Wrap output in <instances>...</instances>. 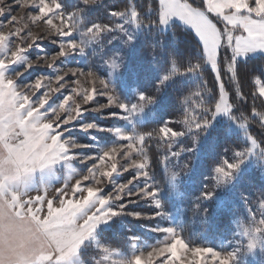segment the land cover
<instances>
[{
	"label": "snow or ice",
	"instance_id": "1",
	"mask_svg": "<svg viewBox=\"0 0 264 264\" xmlns=\"http://www.w3.org/2000/svg\"><path fill=\"white\" fill-rule=\"evenodd\" d=\"M15 3L36 10L31 20L34 23L43 21L56 33L58 39L52 43L58 44V50L51 56L52 63L47 67L53 74H40L34 82L27 84L28 88L36 90V94L41 89L44 91L41 95H35V99L29 98L19 91L23 82L18 81L30 69L35 71L38 66L29 58V50L39 47V38L31 31L25 32L27 26L16 27L7 33L0 31V97L10 102L6 109L0 106V129L5 124L18 125V135L25 138L12 151L0 148V264H69L70 259L79 254L86 242H94L99 249L96 253L99 258L92 259L91 264H185L186 258L182 253L191 254V260L187 264H234L236 250L222 251L211 246H192L175 227L157 225L153 231L165 234L166 238L155 246H150L151 251L147 252L136 249L133 243L130 257L124 256L112 245L96 240V234L100 225H106L113 217L120 215L143 220L166 217L168 214L160 199V182L154 177L150 163L152 142L156 141L157 146L164 149L159 161L165 168L167 183L175 190L178 178L191 170L195 148L218 115L226 116L242 131L244 143L237 144L236 148L225 149L226 153L231 152V156H221L219 162L214 164L210 176L215 182L214 186L209 188L206 184L205 190L196 199H212L216 189L231 183L241 166L250 158L256 157L264 167V142L258 141L248 131L251 118L258 117L264 123V112L257 111L253 106L251 117H246L243 113L239 116L234 114V104L230 102L221 79L219 61L221 49H230L231 56L226 58L227 71L232 74L236 98L244 100L237 68L243 66L242 58L254 53H264V0H201L199 6H194L190 0H158L157 6L149 5L146 12L133 5L122 11L106 10L108 16L114 18L108 23L89 20L87 17L88 9L97 5L98 0H80L82 6L77 7L71 16L65 14L60 0H15ZM12 12V5L6 0H0V17L7 13V24L10 25L18 22L17 16L12 15ZM174 19L190 27L198 39L200 50L196 62L188 60L186 65H181L175 58L170 59L160 70V78L152 88L146 91L134 89L135 99H126L117 94L110 85L114 76L119 75L124 68L125 60L120 49H105L113 40L120 41L124 47L130 46L135 41L136 32L140 30H148L155 37L157 33L171 27ZM6 26L0 21V29ZM13 41L27 42L13 46ZM89 47L94 49L91 56L98 55L99 66L107 70V79L97 72L96 66L89 63L86 67L70 68L68 72L57 67V61L64 63L65 58L77 52L84 54ZM13 65L16 67H12ZM208 67L215 73L218 98L202 78ZM10 72L18 79H12ZM69 77L72 79H68ZM177 77L198 78L195 83L196 91L193 93L200 98L197 104L198 114H193L190 97L182 93L176 97V104L182 112L181 120H165L150 130L138 125H133L131 130L116 126L104 129L95 121L82 120L85 112L100 113L102 116L105 109L112 108L119 109L120 113L113 111L110 115L116 114L129 120L133 114L143 113L155 105L164 88ZM80 78L91 87H84ZM53 81L56 84L54 88L51 87ZM256 82H260L259 78ZM97 83L100 85L99 89L96 88ZM70 84L76 86L70 88V94L64 95L59 103H49L53 96ZM50 92L53 94L49 95ZM258 93L259 97L264 98V86L258 89ZM77 96L83 101L82 104L77 102ZM97 96L106 97L107 103L97 102L95 107H84ZM253 97L255 99V94ZM11 105L19 110H14ZM20 105L25 106L19 107ZM34 105L40 106L36 112H33ZM52 113L55 114V124L45 123L43 131H34L43 121L42 114ZM25 117L30 118L27 123L24 122ZM74 122H79L83 131H107L116 139L112 145L102 149L99 156L77 157L73 150L88 146L77 142L69 143L65 139V132L70 136L69 129ZM175 123L182 124V129L175 130ZM41 136L45 138V143L33 150ZM184 137L190 138V144L180 142ZM182 153L192 155L187 163L181 165ZM76 158L86 164V174L74 173L80 179L71 187L72 198H61L59 206H54L53 200L47 199V185L35 188L29 186V181L38 170L43 171L62 160ZM88 161L92 162L90 167L87 165ZM172 166H178L180 171H170ZM122 173L130 175L119 182L118 178ZM72 176L64 182L65 188ZM41 189L44 195L23 199L28 192L39 193ZM59 191L66 195L63 189ZM141 201L146 202L153 210H128V204ZM259 207L262 210L259 220L252 209H248L250 223L238 225L239 235L247 238L249 251L264 239V199L259 202ZM196 208L199 210V203ZM204 212L207 214V209ZM131 239L137 241L138 237L133 236Z\"/></svg>",
	"mask_w": 264,
	"mask_h": 264
},
{
	"label": "rangeland",
	"instance_id": "2",
	"mask_svg": "<svg viewBox=\"0 0 264 264\" xmlns=\"http://www.w3.org/2000/svg\"><path fill=\"white\" fill-rule=\"evenodd\" d=\"M66 1V0H65ZM70 5H72V8L65 9L63 6V10L67 16H71L73 11L77 7H81L80 0H68ZM7 3H10L13 7L12 15H16L18 18V22L14 25L7 24L8 14L4 17H0V21H3L7 26L3 29H0V31L8 32L14 30L16 27L25 28V32L31 31L34 36H37L39 39L37 40V44L39 47H34L33 49L29 50V58L33 60V62L38 65L35 71L29 70V72L25 73L24 76L21 78L19 82H23L21 86L19 87V91L21 93L26 94L29 98L35 99V95H41L44 89H41L40 92H37L35 89H31L27 87L28 83L34 82L36 77L40 74L45 75H52V70L47 68L49 64L52 63L51 56L55 54V52L58 50V44H53V40H57L58 38L55 36L56 33L49 28L48 25L44 24L43 21L34 23L31 20V16L36 14V10L31 7H21L18 6L15 3V0H6ZM68 3V2H67ZM215 20V17H213ZM179 22L182 23L178 19H174L172 22ZM57 24L59 21L56 22ZM184 25V24H183ZM190 28V27H189ZM77 35V34H74ZM77 39H79V36L77 35ZM107 39V37H106ZM27 41H13V46L15 44L20 43H26ZM115 47L113 42L112 45H109L105 51H108L109 49ZM115 48L120 49L121 55H123L125 60V66L122 70H120L119 75L114 76L113 82L110 85V87L114 88L116 93L122 96L126 99H135L134 96V89H138L140 91H146L152 87L153 79L160 78V75H156L155 71H147L142 70L139 71L138 67L141 64H137L138 66H131L129 64V56L131 54V47L127 46L124 47L121 43H118ZM42 49V50H41ZM93 48L89 47L86 48V51L84 54L73 53L69 57L65 58L64 63H60L57 61V67L64 68L65 72H68L69 69H78L79 67H86L87 64H91L96 66L97 72L106 76V69L103 67H100V58L98 55L91 56V53L93 52ZM47 54V55H45ZM264 55V53H260ZM256 55L250 54L249 56ZM247 56V57H249ZM246 58V57H245ZM244 59V58H242ZM12 67H16L13 65ZM142 69L143 66H141ZM148 68V67H147ZM23 71V69H21ZM64 73H61L63 75ZM215 74V73H214ZM10 76H12V79H18L17 76L13 75L11 72L9 73ZM72 79V78H68ZM82 85L84 87H91L88 83L84 81L83 78H80ZM70 83V82H69ZM51 87H56L55 82L53 81L51 84ZM76 87L75 85H66L65 89H62L60 93H57L55 96L52 97V99L49 101L50 104H52L54 101L56 103H59L60 100L63 99L64 95L70 94V88ZM262 87L261 85L258 86V89ZM96 88L99 89L100 85L97 83ZM53 93H49V95H52ZM77 102L83 103V101H80V97H76ZM107 103V98L102 96L95 97V100L91 102L89 105H85L84 107H95L96 103ZM10 102H8L4 97H0V106H3L5 109L9 107ZM14 110L18 111L19 108L15 105H11ZM25 105H20L19 107H24ZM40 106L34 105L33 112H36ZM47 107V106H46ZM160 107H157V103L153 106H150L148 109H146L143 113H136L133 114V116L129 120H125L121 118L120 116L116 114L110 115L111 112L120 113L119 109L112 108V109H105L103 111V114L101 116L100 113H92V112H85L82 115L83 121H95L98 125H100L101 128L107 129L112 128L113 126L120 127L122 129L131 130L133 125H137L139 123H146L149 121H155L158 119L160 114ZM43 111V110H42ZM43 115V121L39 123L34 129L37 133L40 131H43V125L45 123H51L55 124L56 118L55 114H42ZM7 117V112H5V118ZM63 118V117H62ZM217 118H224L225 120H228V118L224 115H218ZM29 117H25V123L29 120ZM230 125L234 128V130H240L234 123L231 121ZM137 123V124H136ZM150 130V129H149ZM19 126L12 124H5L2 129H0V148H3L5 151H12L16 148V146L20 143H22V139L19 134ZM55 131V129H53ZM69 133L65 132V139L70 140L72 142H77L82 145H87V148L84 149H75L73 150L75 152V155L77 157L80 156H99L101 153V150L112 145L113 141L116 139V137L107 131H98V130H89V131H83L81 129L79 122H74L73 126L69 129ZM154 142V141H153ZM153 142L150 149V155L153 157V162L151 163V166L154 168L153 175L154 177L160 182L161 191H160V199L163 202L164 210L167 212V216L164 218L157 217L155 220H143V219H135L132 216L127 215H120L113 217L112 220L108 222L106 225H100L97 229L96 234V240L101 241L98 239V235H100L103 230L106 228L111 227V223L119 222V224L122 226V228H117L115 233H120V237L122 238L123 243L125 244V247L123 250H119L124 256L130 257L133 253V243H135L136 249H142L145 252L151 251L150 246H155L159 241L164 240L165 234L159 233L156 231H153V229L157 226H163V227H175L177 231L182 235L184 240L189 243L192 246H211L213 248H216L218 250L222 251H229L231 247L237 246V248L241 249L242 251L239 252L238 256L236 255V260L234 261V264H241L239 262H242L241 260L247 258L248 256H255L258 259H262L264 262V256H259L262 252L260 251V246L263 245L264 239H261V241L257 244L256 248L252 251H249L247 248V238L240 236L239 240H234L233 236H230L226 231H209L206 229L208 226H213L215 223H209V220L213 218L214 213L220 210H224L225 208L229 207L231 203L236 204V202L240 201L241 198H244L243 192H241V189H246V193L250 192L249 190L251 187L248 185L247 176H251L252 178H258L261 179L264 177V167L261 166V164L258 162L256 157L250 158L249 161H247L244 165L241 166V169L236 174L235 178L231 181V183L227 184L224 187L217 188L215 195L210 200H203L205 203V206H208L207 208V214H205L204 210H201L197 218L198 220L203 219V223L197 224V221L191 220L190 222L186 221L183 215L182 210V197L184 194L182 192L187 189L186 187H190L191 189H194L197 187L196 185V177L198 164L200 158L203 157V153L205 152V149L203 145L199 142L198 146L195 148V154H194V160L191 166V170L188 171L186 174L181 175L178 178V182L176 183L175 190L172 188V185L167 183V177L165 175V168L160 163V159H162V154L164 149L159 147H153ZM45 143V138L43 136L40 137V139L36 142V144L33 146V150L36 147H40L41 144ZM182 143V142H181ZM188 143V142H187ZM190 144V143H188ZM48 145H51V141L48 142ZM175 150V149H174ZM191 153H182L180 157V164L187 163L191 159ZM91 161L87 162V165L91 166ZM98 163V161H97ZM173 165H175V161H173ZM170 171L178 172L180 171V168L178 166H172L170 168ZM74 173H83L86 174V164L82 162L79 158L71 159L67 161H60L56 165L47 168L43 171H37L33 174L31 180L29 181L30 187H41V186H48L47 189V199L53 200L54 206L60 205V199L63 198L65 200L72 198L71 194V187L75 184L77 179H80L79 175H75ZM70 175L72 176V179L68 180V187L65 188V181L68 179ZM130 173H122L121 177L118 178L119 182H123L125 179L129 177ZM87 183V182H85ZM215 183V182H214ZM214 183L212 184V187L214 186ZM198 187L200 188L199 184ZM110 188V186H109ZM202 188V186H201ZM240 188V192H239ZM63 189L65 194H62L59 190ZM44 195L43 189L39 193L32 191L28 192L26 195L23 196V199L27 200L29 198L35 197L37 195ZM79 193L77 194V198H79ZM260 200L257 202H252L253 208H255L258 211V214H261V209L259 207V202L264 199V190L260 194ZM128 210L131 211H145L150 212L153 209L149 207V205L146 202H139V203H130L128 204ZM45 212H46V205H45ZM261 216V215H260ZM190 217V216H189ZM194 218V216H191V219ZM196 218V217H195ZM258 220V219H257ZM190 221V218H189ZM208 221V224H207ZM243 223L248 224L250 223V217H246V220L243 221ZM207 224V225H206ZM206 225V226H205ZM239 223L237 224L238 228ZM119 230V231H118ZM239 230V228H238ZM138 237L137 241H133L131 237ZM89 246V247H88ZM89 248L98 251L99 249L96 247L95 243H89L86 242L85 246H83L80 249V252L77 256H74L70 259L69 264H91L92 259H98L99 257H91L89 260V263L83 261L81 257V251ZM114 247V246H113ZM115 248V247H114ZM182 255L185 256V264H187L188 261L191 260V254L190 253H182ZM244 262V261H243Z\"/></svg>",
	"mask_w": 264,
	"mask_h": 264
},
{
	"label": "trees",
	"instance_id": "3",
	"mask_svg": "<svg viewBox=\"0 0 264 264\" xmlns=\"http://www.w3.org/2000/svg\"><path fill=\"white\" fill-rule=\"evenodd\" d=\"M60 2L63 3L65 9L73 7L68 0H60ZM98 2L97 5H93L88 9L87 17L89 20L108 23L114 18L108 16L106 10L122 11L129 5H133L138 10L146 12L149 5L156 7L158 0H98ZM190 2L193 3L194 6H199L201 4V0H190ZM145 19H147V17H145ZM218 26L221 28L223 27L222 24H218ZM108 38L110 37H107V39ZM157 41L162 43H157ZM112 42L115 47L120 43L118 40H113ZM130 47L131 54L129 56V64L131 66L136 65L137 67V64L141 62L142 65L138 67L139 71H155L157 76L160 75V70L167 65L170 59L175 58L181 65H186L188 60L195 63L200 50L198 39L195 37L194 33L178 22H172L171 27L161 33H157L155 37H153L148 30L137 31L135 41ZM230 56V49H221L219 57L221 79L225 84V90L228 92L230 102L234 104V114L239 116L243 113L246 117H251V109L253 106L256 107L257 111L264 112V98L259 97L258 93V86H264V55L259 53L246 57L242 59L243 66H238L237 68V77L241 82L240 91L245 97L244 100L236 98V87L231 80L232 74L227 71L228 61L226 58H230ZM141 66H143L144 69H142ZM202 78L207 82V87L211 89L212 93L218 98L219 88L216 83L215 74L211 71L210 67L205 69ZM257 78H259V83L256 82ZM158 79H153L152 87ZM197 79L198 78L177 77L170 82L164 88L157 100V107H160V112H158L160 116L158 119L136 124L151 129L158 127L159 124L163 123L165 120H171L174 122L181 120L182 112L180 106L176 104V97L182 93L190 97L193 114H198L199 109L197 108V104L200 102V98L193 94L196 91L195 83ZM253 94H255V99ZM205 99L207 100L208 97L206 96ZM209 99H211V97H209ZM173 127L175 130H181L183 125L175 123ZM248 131L258 141L264 142V123H262L258 117L249 120ZM180 142L188 144L190 143V138L184 137ZM200 143L203 145L205 152L203 153V157L199 160L197 174L195 175L197 187L195 188L194 186V189H191L187 186V189L182 192V194H184L181 202L183 215L185 220L190 222V225H192L191 220L197 221L196 223L198 225L204 222L203 219L201 221L197 218L201 215L200 211L208 206H205L203 200L198 201L196 198L205 190L206 184L209 188H212L214 181L210 179V176L212 175L214 164L219 162L221 156L228 155L230 157L231 152L229 151L226 153L225 149L229 147L236 148L237 144L243 145L244 137L241 130H234L230 125L229 120L216 118L212 127H210L207 133L201 137ZM153 147H158L156 141L153 142ZM153 157L154 156L150 155L151 163L153 162ZM153 168L154 167L152 166V172H154ZM247 180L248 185L251 187L249 190L250 192L246 193V189H241V192L245 193L244 198H241V202L238 201L236 204L231 203V205L224 210L214 213V216L209 220V223L214 222L215 225L208 226L206 229L211 232L217 230L219 233H221L220 231H226L230 236H233L236 241L240 239L237 224L243 223V221L246 220V217H249L248 209H252L256 215V219L259 220L261 218L258 211L253 208L251 203L260 200L259 196L264 190V177L258 179L247 176ZM198 184L200 188L198 187ZM197 203L200 205L199 210L196 208ZM191 216H194V218L191 219ZM117 228H122V226L119 222H112L110 228H106L100 233V235H98V239L114 246L115 248L123 250L125 244L120 237V233H115ZM229 249V251L236 250L237 256L239 252L242 251L234 245ZM260 251L262 253L259 256H264V243L260 246ZM96 253V251L92 249L89 250V248L86 247V249L81 251V257L83 261L89 263L91 257H98ZM241 261L242 262H239L241 264H264L262 259H258L256 255L248 256Z\"/></svg>",
	"mask_w": 264,
	"mask_h": 264
},
{
	"label": "crops",
	"instance_id": "4",
	"mask_svg": "<svg viewBox=\"0 0 264 264\" xmlns=\"http://www.w3.org/2000/svg\"><path fill=\"white\" fill-rule=\"evenodd\" d=\"M175 22V21H174ZM179 23V22H178ZM181 25H183L182 23H180ZM183 26H185V25H183ZM186 27V26H185ZM186 28H188V29H190L189 27H186ZM191 30V29H190ZM192 31V30H191Z\"/></svg>",
	"mask_w": 264,
	"mask_h": 264
},
{
	"label": "clouds",
	"instance_id": "5",
	"mask_svg": "<svg viewBox=\"0 0 264 264\" xmlns=\"http://www.w3.org/2000/svg\"><path fill=\"white\" fill-rule=\"evenodd\" d=\"M68 142L71 143L72 141L69 140Z\"/></svg>",
	"mask_w": 264,
	"mask_h": 264
}]
</instances>
